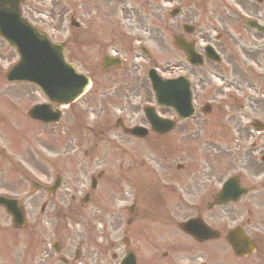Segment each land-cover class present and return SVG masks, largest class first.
<instances>
[{
	"label": "rangeland",
	"instance_id": "rangeland-1",
	"mask_svg": "<svg viewBox=\"0 0 264 264\" xmlns=\"http://www.w3.org/2000/svg\"><path fill=\"white\" fill-rule=\"evenodd\" d=\"M28 1H31V3L35 4L39 10H45V8L47 7L46 0ZM58 1H63V4H67V2L65 3V0ZM187 1L188 0H172L170 2L169 0H86L84 2V7L78 9L77 13H74L77 22L82 24L84 29L82 34L79 35L77 33L74 42L72 41V38L75 36V30L70 28L68 23L70 17L73 16L71 12L64 14V23H61L63 30L59 35H57L56 33L57 26L58 24H60L61 20L59 18L58 12H55L54 18H52L51 14L47 12L38 14V18L43 19L46 22V24L48 25V29L53 28L51 30V33H54L57 39L62 40L65 47L69 51L67 52V56H70L71 59H74L72 63H75V66H77L78 68L79 66L76 64V61L80 62L84 59L88 62V67H93V70H95L97 68L100 55L103 52V48L107 49V51L110 52L121 50L120 52L123 54V57L127 58V49L130 46L132 48H135V52L142 58V60L139 62H141L144 67L148 68V66L150 65L153 66L155 62L156 64H160L161 67H169L174 63L184 61L182 54L176 52L172 44L173 34L176 32V30L181 31L182 29V21L178 20V18L169 20V14L167 10L171 6L170 4L173 3H177L178 5H188L187 8L192 7V5H189L191 4V2L187 3ZM47 2L49 3V1ZM158 4H160V6ZM198 25H205V21L200 18V22ZM150 26L156 27L159 30L160 34H156L153 36L156 38L160 37L161 40L158 41L152 36L153 40L151 39V41H147L142 44V46L150 54V60L147 61L138 50V45L136 43L128 44L123 37H145L147 36L146 34L148 33V31H150ZM122 32L123 35L121 34ZM113 36H117L118 40H115L110 44V41L112 40L111 38ZM53 40L55 41V39ZM77 44L80 46L79 49L76 48ZM74 51L76 52V56L74 55ZM78 52L81 53V56H77ZM140 71L141 69L138 68V72H135L133 74L138 75L140 74ZM118 79L121 80V77H118ZM126 80L130 83L131 80L133 81V76L131 73L129 74V76H126ZM127 86L128 88H131L132 84H128ZM195 94L199 96V91L196 90ZM11 95L16 97L6 95L3 96L1 100H4V103H8L10 101L14 103L17 102V112H15L14 114H5V117L12 119L9 120V123L7 119L4 120L6 124L2 125V128L6 126L10 127L11 131L15 132V138L10 141L8 137L12 132L6 135L4 133V141H2L0 147L6 149L5 153L9 155V157H15L16 159L14 160L17 161V164L25 165L27 162L28 170H30V172L32 173V176L34 177L33 180L36 181H39L38 179L44 178L46 171L52 172L50 169L51 166H63V164H65L62 168L65 167L67 171H63L61 173L64 181L61 188L63 191V195L60 200L63 206L69 204V208L64 209V211H62L59 215L61 217L60 220L62 221L63 225V231L60 232V235L65 238L70 237L71 239H74L73 241L71 240L65 242L68 245L71 244L70 250L72 253L74 250L73 246L75 245L73 243L76 242L77 236L80 234L88 236L93 235L96 226L101 230V237L99 239L97 238V241L101 246V251L106 258H109L110 254L113 251L111 249L107 250L106 248L112 237L109 235L110 231L106 229V224L99 227V224H101V222H99L97 219L101 218L102 216H109L108 211L111 210L113 202L116 201L115 196L119 194L122 188L116 185L117 179L119 180L117 176H120L121 170V168L119 167L120 160L126 157L122 155L120 157V152L115 148L111 153L106 146L100 144L101 142L97 141L94 138V135L92 133L87 132V129L84 126H92L93 128H95L97 125V123H95L94 121V113L90 110L92 108V104L90 100H87L90 97H87V99L85 100L87 108L89 109L87 113L85 111V108L83 107L85 103H80V100L74 108L65 111V113L67 114L65 115L62 124H60L59 126H54L53 130L50 131L55 135L57 144L61 143L62 139L59 138L61 137V132L65 131L66 139L68 137H72L74 138L75 145H81L79 156L74 157V164H72L73 166H70L65 162V160L58 159L57 154L48 153L42 149L44 130L39 135L34 134L32 139L29 138V134L25 130L27 126V121H25L26 119L24 118L25 114L32 105L41 103L43 97L40 92L34 87L20 85L18 88H15L13 90V93ZM129 96L131 103L134 104L132 100L138 98L137 92L131 89L129 92ZM197 104L198 103L196 102V107ZM129 109V113L128 115H126L128 117L131 115L132 111L130 107ZM6 110L9 109L6 108ZM75 110L82 113L81 119L75 118L73 116L72 111ZM114 118H116V116ZM135 118H137V116H135ZM70 119L72 120V122H70ZM22 123L26 125H23ZM77 123H80L82 125V128L77 127ZM190 126H194V121ZM21 128L22 134L20 133ZM74 128H79L80 131H74ZM184 130L185 129L183 128L181 131L184 132ZM173 138L174 135H172L170 139V142L173 146L170 148V151L181 147V143H172ZM257 138L259 144L261 146L264 145V139H262L261 136ZM33 139H37L35 143H33ZM17 141L19 144V148L17 150H10L7 147V145H10L7 142L16 144ZM59 144L55 147L56 149L60 148ZM95 144H97V150H93L92 154L97 152L99 148L100 151L98 152V154H94L93 156H91L92 154L90 151L91 149H94ZM160 145L162 148L163 144L160 143ZM137 146L138 147H135L133 144H129L124 147L123 143V147L127 150V155H129L130 151H133L128 156V158H130H127L128 164L130 165L138 164L140 149H145L147 147V142H139L137 143ZM151 146L158 149L159 142H157L155 139H150L148 149H151ZM84 150L88 151L87 156H85ZM149 156L152 157L150 154ZM43 157L44 159H42ZM184 157L185 159L190 158V155L186 154L184 155ZM47 159H50L49 164H47ZM79 162L81 163V168H77V163ZM7 164H10V162L7 161ZM8 168L9 169L7 172L11 173V171H13V174H10L11 176L7 177L0 176V190L4 191L7 195L13 194L14 196L16 195L17 198H20L29 192V181L20 183L19 178H22V174L19 171L15 172L16 168L13 166H9ZM101 170H104V176L98 181L95 189L92 190L89 202L84 203L85 207H82V211H80L78 202L76 201V203L71 204L70 198L72 196L78 198L77 196H80L79 193L81 192L80 187L84 186V188L82 187V190L84 189V192H82L81 196L82 198L84 194L87 193L91 175H94ZM54 174L55 172L52 175L54 176ZM24 203L25 202H23V206L24 209L26 208L25 212L27 216V226L24 233L19 234L12 231L7 232L6 230L8 228L13 229L10 219L7 216H0V239L5 241L4 243H0V264H20L21 261H23L24 264H41V261L34 263L32 260V256H36L37 258H39L42 251V247L40 245H33L34 239H39V237L34 238L29 236L31 235L30 230L32 228L38 229V233H45L46 238H49V243L53 239V227L48 226L49 222L45 221L44 216H50L52 214L53 216H57V210L49 214L52 211V209H50L46 214L43 213L42 215H40L39 210L42 202H35L32 211H28V205L27 203ZM186 213L194 215V212H191V210H188ZM38 216L41 217L39 228H37ZM103 222L108 223V218L106 217V220ZM151 230L155 236L159 235L158 229L152 227ZM118 238H120V235H116V239ZM102 239L103 241H101ZM26 240L27 242H25ZM30 240H32V244L29 242ZM141 244L142 246L140 249L142 251H144V249L145 251L149 250V247L146 246L145 243L142 242ZM144 245L146 248H144ZM82 251L83 253L86 252L84 248H82ZM27 253H29L31 256L30 261H28V259L26 258L25 254ZM98 253H100V249ZM173 254L175 255L174 251ZM71 257L72 255L70 256V259ZM169 260L170 259L164 260L162 257L159 258V255L157 253L152 252L151 255H147V253L145 252H143L142 255H139V264H166V262ZM112 264H116V262H113Z\"/></svg>",
	"mask_w": 264,
	"mask_h": 264
},
{
	"label": "flooded vegetation",
	"instance_id": "flooded-vegetation-1",
	"mask_svg": "<svg viewBox=\"0 0 264 264\" xmlns=\"http://www.w3.org/2000/svg\"><path fill=\"white\" fill-rule=\"evenodd\" d=\"M192 7L187 8L185 11L184 19L192 24L193 30L190 33L191 39H196L200 43H205L207 46L211 47L216 54L218 55L219 63L215 64L210 62L209 59L205 57V47L200 50L197 48L198 54L205 61L203 65L204 71H202V77L198 78L199 86L201 87L202 92H204V98L207 102H212L201 110L205 113L204 121L208 120L217 121L221 129V132L218 134L221 136L222 141H227L226 145L229 146V142H235L232 146L234 155L236 156L235 164L230 160L227 165L235 167V170L242 172L248 170L251 172V184L246 188V194H249V202L251 203V208L254 209V214L261 218H264V178L260 175L264 172V167H261L258 170L256 160L254 158V146H251L248 149L243 151L244 145L243 142H246L251 138L253 130H261L264 133V65L261 63V59H264V43L261 45L253 44V48H248L245 46L246 38L251 36L258 40L264 41V34H259L256 31L248 30L241 22L243 16L255 20L259 26H264V0H195ZM202 18L206 25L200 27L198 24ZM195 42L194 40H190ZM17 58L14 53H7L2 51V40L0 39V97L2 96H12L13 93L12 87L16 83H9L6 81V73L15 62ZM217 70L219 86L214 87L212 85L211 77L209 76L210 69ZM195 68H192L190 77L196 75ZM200 70V69H199ZM101 73L106 76V81L109 83L101 94L100 86L96 85V89L92 92V99L100 98V105L95 104L98 108H104L106 103L112 102L113 98L122 99L124 102H128L129 94L125 92V85L122 86V92L120 93L117 89L110 87L111 84L115 82L114 70L110 69L108 71H101ZM9 83V84H8ZM208 86H207V85ZM139 86H144L143 82L140 83V79L136 80V89L138 91L139 104H144L149 101V98H145ZM16 97V96H12ZM111 104V103H110ZM109 104V105H110ZM206 104V103H204ZM158 113L164 117L175 118L174 114L172 116H166L169 113L168 109H159ZM116 124L121 125V120H118ZM177 125V121L175 122ZM110 133V129L107 127L100 131L101 135ZM164 135V136H163ZM157 137H166L168 133ZM211 135L216 136L214 133ZM176 138H181L185 140L188 137L184 138L182 131L175 134ZM129 137V136H127ZM131 138V137H130ZM146 139V138H145ZM143 139V140H145ZM138 140V139H135ZM219 156L224 158L228 156V151L222 146L219 147ZM264 152V150H261ZM242 156L244 158L242 159ZM194 156L192 155L193 159ZM264 159V157H262ZM172 154L166 153L162 162L160 164L161 169L166 170L168 166H172ZM151 162L156 163L155 160ZM141 167H145V164L142 163ZM151 170V168L149 167ZM126 173L128 179L132 178L134 183L138 187H132L131 190L134 191L132 196V204L134 213L130 216H125V221L123 222L121 216H110L108 218V224L111 231V237L115 239V233L122 231L123 233V254L135 250L136 245L132 246V241H135L138 237V227L136 223L142 219H153L154 216H173L179 217L183 216L184 221L189 220L192 216H189L183 212H169L165 208H161L158 212L154 213H145L143 205L153 200L155 197L161 203L163 198L161 195H158L160 189L157 187V179H154L152 182L146 181L141 172H133L132 166H127ZM191 176H194L191 173ZM242 184V183H241ZM163 192L169 194V190H176V193L179 195L181 202L186 203L188 200L193 198L194 192L191 188L184 189L183 194H180L177 191V183L175 181H169L167 185H163ZM162 192V191H161ZM208 193L211 194L212 191L208 190ZM211 195V201L214 199ZM51 201H55L56 195H49ZM122 199L128 200V198L123 197ZM37 202L36 198H30L28 204H32L31 207H34V203ZM239 203V202H237ZM236 203V204H237ZM45 205H48L45 204ZM187 205V204H183ZM207 206V204H206ZM180 209V207H177ZM218 208V207H214ZM213 207L209 208L210 213H201L205 210L195 209L197 212L194 217L200 218L203 220L211 221L215 225L222 226L223 216H231L235 213H240L242 210H231L230 213H216ZM44 210V208H43ZM251 214L250 211H248ZM146 215V216H144ZM107 217V216H106ZM235 217V216H233ZM204 221V220H203ZM123 223L126 225V228L121 227ZM264 227V220L256 219L255 221V230L258 226ZM175 226H178L176 223ZM37 231L32 229L31 233L34 235ZM54 238L49 243V238H41L35 240L37 244H41L42 252L40 258L35 257L36 261H41L43 264H72L80 260L82 257L81 249L82 245L80 241L77 245V248L73 251V260L69 261L71 256L70 247L66 245L64 239L60 235V230L54 229ZM39 235V234H37ZM45 235V233H44ZM255 236L263 235L257 232L254 233ZM131 242V243H130ZM197 246V249L206 250L205 243L194 242ZM256 243V242H255ZM122 244V243H121ZM119 246V245H118ZM167 250H170L171 245L167 244ZM96 247V246H95ZM215 248L220 249L221 246H216ZM257 251V245H256ZM264 251V245L261 247V252ZM122 254V256H123ZM28 258V253L25 254ZM103 253L98 255L94 250L91 251L88 260L91 264H111L108 258H103ZM121 256V258H122ZM164 257L167 256V253L163 254ZM260 256H263L260 254ZM68 257V258H67ZM97 257L96 261L95 258ZM115 259V256L112 257V261ZM81 261V260H80ZM89 264V263H85Z\"/></svg>",
	"mask_w": 264,
	"mask_h": 264
},
{
	"label": "water",
	"instance_id": "water-1",
	"mask_svg": "<svg viewBox=\"0 0 264 264\" xmlns=\"http://www.w3.org/2000/svg\"><path fill=\"white\" fill-rule=\"evenodd\" d=\"M0 1L3 3L6 0ZM17 14L16 11L13 13V15ZM17 20L19 22L18 27L24 28L25 25L18 16ZM3 29L4 32L1 34L16 48L20 55V62L12 72L17 80L33 82L53 97L58 96L59 92L66 93L67 98H74L82 91V83L72 85L73 90L70 87L68 80L72 79V67L64 63L62 51L58 47L50 45L44 37L38 36L30 29H27L29 40H19L20 34L5 31L10 30L11 27L3 25L0 20V31ZM15 29L19 28L15 27ZM62 88L64 90H61ZM72 98L69 101H72ZM64 103H68V101Z\"/></svg>",
	"mask_w": 264,
	"mask_h": 264
}]
</instances>
